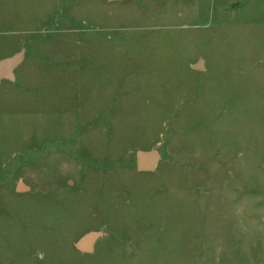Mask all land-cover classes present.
Wrapping results in <instances>:
<instances>
[{
  "label": "rangeland",
  "instance_id": "374dc122",
  "mask_svg": "<svg viewBox=\"0 0 264 264\" xmlns=\"http://www.w3.org/2000/svg\"><path fill=\"white\" fill-rule=\"evenodd\" d=\"M22 49L0 264H264V0H0V60Z\"/></svg>",
  "mask_w": 264,
  "mask_h": 264
},
{
  "label": "water",
  "instance_id": "95a60500",
  "mask_svg": "<svg viewBox=\"0 0 264 264\" xmlns=\"http://www.w3.org/2000/svg\"><path fill=\"white\" fill-rule=\"evenodd\" d=\"M25 50L12 55L11 57L0 60V81H15V70L21 65L24 60ZM202 62L196 65L197 69H201ZM160 155L156 149L148 151H139L136 154L135 165L139 172H153L159 162ZM29 189L22 183H17L16 191L21 193ZM106 234L102 231H91L83 235L75 244L77 250L82 253H92L94 246L98 240L103 239Z\"/></svg>",
  "mask_w": 264,
  "mask_h": 264
}]
</instances>
